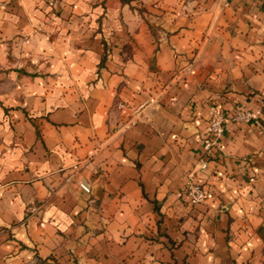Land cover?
Wrapping results in <instances>:
<instances>
[{
	"label": "crops",
	"instance_id": "crops-1",
	"mask_svg": "<svg viewBox=\"0 0 264 264\" xmlns=\"http://www.w3.org/2000/svg\"><path fill=\"white\" fill-rule=\"evenodd\" d=\"M0 264H264V0H0Z\"/></svg>",
	"mask_w": 264,
	"mask_h": 264
},
{
	"label": "built area",
	"instance_id": "built-area-1",
	"mask_svg": "<svg viewBox=\"0 0 264 264\" xmlns=\"http://www.w3.org/2000/svg\"><path fill=\"white\" fill-rule=\"evenodd\" d=\"M209 121L206 128V135L203 139V150L208 157L213 149L216 147L219 139L224 133V124L228 120L216 107H210ZM254 113L251 111H236L229 119L235 123H248L254 118ZM205 168V163L201 169ZM81 189L88 193L89 189L80 185ZM182 197L191 205H200L206 200V192L200 185L191 180L185 184L181 193Z\"/></svg>",
	"mask_w": 264,
	"mask_h": 264
},
{
	"label": "rangeland",
	"instance_id": "rangeland-1",
	"mask_svg": "<svg viewBox=\"0 0 264 264\" xmlns=\"http://www.w3.org/2000/svg\"><path fill=\"white\" fill-rule=\"evenodd\" d=\"M204 190H205V188H204Z\"/></svg>",
	"mask_w": 264,
	"mask_h": 264
}]
</instances>
